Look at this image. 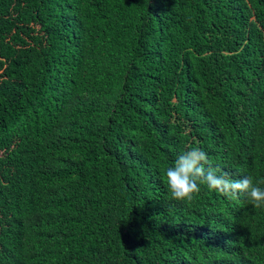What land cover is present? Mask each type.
Wrapping results in <instances>:
<instances>
[{
	"label": "trees",
	"instance_id": "obj_1",
	"mask_svg": "<svg viewBox=\"0 0 264 264\" xmlns=\"http://www.w3.org/2000/svg\"><path fill=\"white\" fill-rule=\"evenodd\" d=\"M192 147L264 180V0H0V264H264Z\"/></svg>",
	"mask_w": 264,
	"mask_h": 264
},
{
	"label": "clouds",
	"instance_id": "obj_2",
	"mask_svg": "<svg viewBox=\"0 0 264 264\" xmlns=\"http://www.w3.org/2000/svg\"><path fill=\"white\" fill-rule=\"evenodd\" d=\"M172 199L192 202L202 188L218 193L229 201L245 197L256 209L264 210V180L254 182L250 176L232 179L228 172L214 167L207 152L192 147L179 154L164 172Z\"/></svg>",
	"mask_w": 264,
	"mask_h": 264
}]
</instances>
